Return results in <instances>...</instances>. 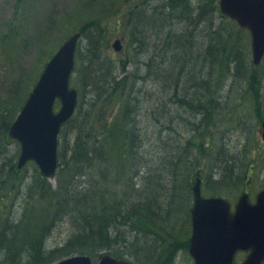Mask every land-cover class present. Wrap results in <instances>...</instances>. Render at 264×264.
Returning a JSON list of instances; mask_svg holds the SVG:
<instances>
[{"label":"trees","instance_id":"obj_1","mask_svg":"<svg viewBox=\"0 0 264 264\" xmlns=\"http://www.w3.org/2000/svg\"><path fill=\"white\" fill-rule=\"evenodd\" d=\"M102 6L104 14L115 13L107 29L122 28L131 51L119 58L103 56L96 36L87 37L83 47L85 30L76 31L80 39L74 73L81 87L71 79V87L78 93L76 109L60 130L61 135L71 126L76 137L73 146L57 152L61 161L56 190L38 188L44 197L47 194L54 217L56 213L69 217L74 233L61 248L47 251L51 255L45 261L41 248L45 250L46 231L53 223L52 214L46 216V212L37 223L38 233L32 234L34 227L28 231L26 241L33 253L26 260L31 264H49L48 259L57 254L68 258L70 251L88 256L94 263L101 250L112 246L116 253L110 256H127L135 262L139 253L148 255L146 246H150L157 250L155 264H166L172 254L188 245L182 239L183 233L187 238V227L183 230L179 224L176 228L178 223L169 227V223L179 216L170 211L175 210L176 202L191 196L193 163L201 165L190 157L191 148L199 152L209 176L218 177L214 183L220 184L221 174L230 188L239 189L242 184L233 171L251 172L255 165L243 161L247 155L241 150L232 156L223 137L216 140L208 126L201 131L203 122L212 126V122H220L225 129L227 123L249 122L238 115L243 105L258 122L264 121L258 112L262 68L252 63L240 34L232 30L235 22L220 13L218 0H105ZM93 26L98 33L96 24ZM215 67L219 69L213 71ZM195 83L204 91V98L194 104L190 90L195 89ZM227 86L238 94L229 95ZM223 92L229 97V107L234 108L231 113L222 109ZM170 104L181 109H169ZM193 109L198 112L195 122L190 121ZM182 111L186 120L180 118ZM194 125L200 131L193 144L185 140V129ZM206 135L209 137L203 141ZM17 171L15 167L11 173ZM161 203H167L170 210ZM185 215L189 221V209ZM123 226L129 227L127 232L120 231ZM22 248L14 251L10 260L19 261L14 258L23 255Z\"/></svg>","mask_w":264,"mask_h":264},{"label":"rangeland","instance_id":"obj_2","mask_svg":"<svg viewBox=\"0 0 264 264\" xmlns=\"http://www.w3.org/2000/svg\"><path fill=\"white\" fill-rule=\"evenodd\" d=\"M104 1L105 0H0V264H31L32 261L29 260V258L26 260L27 255L33 253V249L29 247L30 242L26 241L30 237L28 231L30 228L34 227L32 234H37V223L41 216H44L46 212V216H49L51 213V209L48 206L49 201L46 199L47 194L44 197L43 191L46 189L55 191L58 186V170H56L54 177L46 178L42 175L34 162H28L22 168L18 169L19 171L11 173L12 170L14 171L15 167L17 168L20 145L17 141L9 137V130H6L7 124H9L10 129L46 63L57 51L59 46L66 41L71 34L78 31L79 28L85 30L86 36L81 38L83 39L81 40L83 47L87 44V37L91 39L92 36H96L99 40L98 45L101 49L100 54L103 56L110 55L119 58L131 51L127 43L126 34L122 28L113 31L107 29L108 25L113 21L115 13L107 12L104 14V8L102 6ZM105 9H107V7ZM123 9L124 6L121 4L120 11L123 12ZM216 21H218V18H216ZM94 24H96L99 30L98 33L93 26ZM232 26L233 32L238 33V35L240 34L239 39L241 38L240 40H243V45L246 47L251 58V39L248 31L239 28L236 24ZM116 40L120 41V51L118 52H115L113 48V43ZM92 44L93 43L89 40L88 46ZM96 51H99V49ZM83 52L84 51L80 49L79 55L83 56ZM87 53L88 55L90 54L89 51H87ZM80 63L82 62L80 61ZM260 66L262 68L260 73L263 75V81L261 91L262 102L258 112L264 120V58ZM80 69L81 65L77 62V70L79 71ZM216 69L219 68L215 67L213 71ZM127 70H129V72L132 71L131 66ZM229 71L232 73L230 69ZM76 78L77 76L73 72L71 79L79 86L80 84L75 82ZM215 80H217V77H213V81ZM215 82L219 83V79ZM213 84L214 83L211 81V85ZM193 86L195 89L190 90L192 94V98L190 99L192 103L195 104L197 100L200 101V99L202 100V98H204V91L196 83ZM227 88L228 86L226 89ZM228 94H238V91L233 90L231 92L228 88ZM222 96L223 111L225 113L233 112L234 108L229 107V97L225 96V92L222 93ZM56 108H58V106ZM170 108L181 109L178 104H170L169 109ZM192 111L193 117L190 121L195 122L198 119V112L195 109ZM181 113L182 115L180 118L186 120V112L182 111ZM238 115H240L242 120L249 118V122L227 123V129H225L223 125L221 126L220 122L217 124H215L216 122H212L215 126H212L211 122H203L201 131L205 125L208 126L211 131H214L216 140H220L223 137L222 141L228 146L227 148L232 152V156L237 151L241 150L247 155L243 158V161L249 163L254 161L255 165L252 167L251 172L243 170L239 172L233 171L237 174L235 177L240 176L239 179L242 184L239 185V189L236 187H227V184L224 182L225 179L221 174L219 176L220 184H215L214 182L218 180V177L212 179V177L209 176V168L203 165L199 152L196 151L194 153L193 148H191L190 156L194 161L199 160L201 163V165L193 163L192 169L194 171V178L192 184L194 185L196 178H200L201 191L204 197L223 198L232 205L243 193H247L250 201L253 202L255 196L264 190V141L261 138V123L263 121L258 122L254 115L251 116L250 110H247L245 105L239 108ZM176 122L180 121L177 119ZM176 122L174 128L177 129ZM71 129L70 126L67 127L61 135L59 133L57 138V152L59 148L63 150L64 146L68 147L74 145L76 133H71ZM198 131H200V129H198L197 125H194L193 128L185 129L187 133V135L185 134L187 136L185 140H190L193 144L196 143V133ZM4 133L7 139L6 136L3 135ZM207 137H209V135L204 136V138H202L203 141L206 140ZM58 161H61L59 156L57 158V162ZM234 164L237 166L238 161L234 162ZM11 166H13L12 169ZM196 175L197 177L195 178ZM40 178H42V180ZM208 178H210L209 181L206 180ZM40 186L43 187L41 194L38 191ZM160 193L162 192L159 191V194ZM181 202L182 203L176 202L175 210H170L167 203H161V205L163 208L179 214L177 220L174 219L170 221L169 227L174 223H178L176 228H178L179 224L183 230L187 227V238L185 239V233H183L182 239L189 243L191 222L190 218L189 221L187 220L185 213L187 209H189L190 216V209L193 203L192 193L191 196L184 198ZM23 211H25V218L23 217ZM68 218L60 213H56V216L52 217L53 223L50 229L46 231L47 241L46 245H44L45 250L41 248V250L45 252H42L45 261L51 255H47V251L59 249L66 241L71 239L74 230ZM31 220L32 223H28ZM43 223H41V225H43ZM128 229L129 227L123 226V229L120 231L123 230L127 232ZM169 232L172 231L169 230ZM152 240L153 239H150V241ZM118 241H121V237ZM121 243H123V241L120 242V244ZM22 244L28 246L25 247ZM148 245L151 244L148 243ZM186 246V248L179 249L175 254H172L166 264H193L192 258L188 253L189 244ZM21 247H24L21 252L23 255H21L20 258H14L15 260L19 259V261L15 262L14 260H10V258H12L11 254L21 249ZM46 248L49 250H46ZM134 249L135 247L132 250ZM109 250V248L101 250L98 256L101 258V254L112 255V253H116L114 246L111 247L110 251ZM71 252L74 251H70L69 253L72 254L71 256H75ZM146 252L148 255H146V253H139L140 259L138 262H135L134 259L127 256L123 259L129 260L134 264H155V254L157 250L153 247L146 246ZM94 254L97 255V252L94 251ZM7 255H9V257H7ZM58 256L60 255L57 254L48 259V263L53 264L67 258H60ZM100 258H95L94 263H98ZM243 259L244 255L242 254L236 257L237 262H241ZM29 261L31 262L29 263Z\"/></svg>","mask_w":264,"mask_h":264},{"label":"water","instance_id":"obj_3","mask_svg":"<svg viewBox=\"0 0 264 264\" xmlns=\"http://www.w3.org/2000/svg\"><path fill=\"white\" fill-rule=\"evenodd\" d=\"M219 11L251 38L252 63L264 57V0H219ZM80 33L71 35L46 63L31 93L9 129V137L20 145L17 168L33 161L46 178L57 169V138L61 127L73 116L77 91L70 87L75 67V52ZM120 41L113 44L120 50ZM59 102V109L54 104ZM264 141V121L261 124ZM191 233L188 253L194 264H237L238 252H245L239 264L264 263V190L252 203L243 193L231 211V204L218 197H204L201 180L191 189ZM53 264H93L88 256L75 255ZM97 264H134L103 255Z\"/></svg>","mask_w":264,"mask_h":264},{"label":"flooded vegetation","instance_id":"obj_4","mask_svg":"<svg viewBox=\"0 0 264 264\" xmlns=\"http://www.w3.org/2000/svg\"><path fill=\"white\" fill-rule=\"evenodd\" d=\"M235 204V203H234ZM234 204L232 205L233 207H231V211L233 212L234 211ZM191 219V218H190ZM239 255H241V254H239ZM242 255H244V257H245V254H242Z\"/></svg>","mask_w":264,"mask_h":264}]
</instances>
